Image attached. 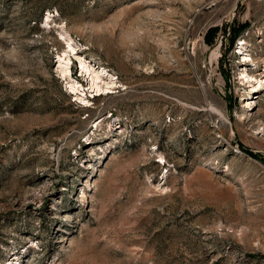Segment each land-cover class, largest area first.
I'll return each mask as SVG.
<instances>
[{"label": "rangeland", "instance_id": "1", "mask_svg": "<svg viewBox=\"0 0 264 264\" xmlns=\"http://www.w3.org/2000/svg\"><path fill=\"white\" fill-rule=\"evenodd\" d=\"M0 264H264V0H0Z\"/></svg>", "mask_w": 264, "mask_h": 264}, {"label": "bare ground", "instance_id": "2", "mask_svg": "<svg viewBox=\"0 0 264 264\" xmlns=\"http://www.w3.org/2000/svg\"><path fill=\"white\" fill-rule=\"evenodd\" d=\"M83 60V59H82ZM81 63H82V67H84V63H83V61H81ZM64 70L66 71V70H70V69H68L67 67L66 68H64ZM94 74V73H93ZM99 75L96 73V75H93L92 76V78H93V86H95V87H97L98 85L96 84V82H97V80L95 79V78H97ZM99 86H101V85H99ZM72 87V86H71ZM97 89H98V87H97ZM99 89H101V88H99Z\"/></svg>", "mask_w": 264, "mask_h": 264}, {"label": "trees", "instance_id": "3", "mask_svg": "<svg viewBox=\"0 0 264 264\" xmlns=\"http://www.w3.org/2000/svg\"><path fill=\"white\" fill-rule=\"evenodd\" d=\"M247 27V23L240 24L239 26L233 28V33L238 34L239 30L245 29Z\"/></svg>", "mask_w": 264, "mask_h": 264}]
</instances>
